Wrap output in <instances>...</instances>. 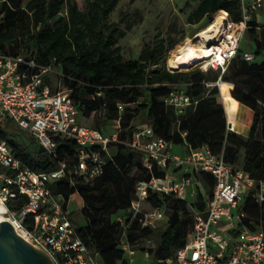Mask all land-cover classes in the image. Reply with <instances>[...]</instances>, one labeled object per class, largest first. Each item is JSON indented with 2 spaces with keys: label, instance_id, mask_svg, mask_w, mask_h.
<instances>
[{
  "label": "trees",
  "instance_id": "trees-1",
  "mask_svg": "<svg viewBox=\"0 0 264 264\" xmlns=\"http://www.w3.org/2000/svg\"><path fill=\"white\" fill-rule=\"evenodd\" d=\"M119 1L0 0V53L27 55L26 58H35L43 65L53 63L64 76L62 84L71 93L78 120L99 113L104 125L118 120L120 132L121 128L127 129L130 138L135 132L130 122L139 119L142 130L150 127L154 136L174 146L192 149L205 146L212 155L221 156L234 168H239L243 151L241 169L258 186L264 184V37L258 40L256 21L252 18L245 32L254 43L251 50L254 58L261 60L245 61L238 48L236 57L224 72L198 68L172 71L166 68L165 56L180 40L170 33L164 39L145 45L136 59H123L118 42L131 29V24L126 21L128 13L125 12L119 14L118 22L110 20ZM196 1L186 18L188 25H197L203 20L212 24L219 11L226 12L234 23L242 21L240 4L235 0ZM124 22L127 24L121 27ZM180 33L183 35V30ZM219 80L222 83L218 87ZM176 91H182L192 100L184 114L178 115L175 108L164 103V99ZM224 97L232 99L237 111L241 110V105L252 111L246 138L227 128ZM93 129L106 133L102 126ZM120 132L115 153L104 154L101 176L89 182L76 179L73 184L67 180L50 184L54 195H62L66 200L74 194L81 198L80 212L85 225H74L90 251L98 254L100 264L126 263L117 246L123 229L118 217L122 218L123 226L128 227L127 235L132 244L152 234L153 231L143 228L138 220H131L129 209L135 184L164 174L157 168L148 172L138 162L143 153L128 147L126 134ZM0 141L9 144L25 167L38 173L56 170L61 163L72 165L75 159L76 145L72 139L59 140L57 156L53 157L9 120H0ZM132 169L140 174L139 178L129 176ZM196 180L206 186L207 197L197 193L190 202L150 194L147 199L152 208L171 203L167 227L152 252L155 264L170 258L176 249L184 246L193 226L194 215L190 217L189 210L196 214L206 208L214 186L213 178L199 172ZM28 199L21 196L13 204V210L22 208ZM245 210L248 219L244 223L250 229L258 222L264 223V205L259 207L247 200Z\"/></svg>",
  "mask_w": 264,
  "mask_h": 264
},
{
  "label": "built area",
  "instance_id": "built-area-1",
  "mask_svg": "<svg viewBox=\"0 0 264 264\" xmlns=\"http://www.w3.org/2000/svg\"><path fill=\"white\" fill-rule=\"evenodd\" d=\"M235 1L240 4L242 21L234 23L226 12L219 11L225 19L215 33L217 42L209 50L219 49L222 61L211 59L193 65L201 71L224 72L236 57L252 16L264 18V0ZM242 58L251 62L254 54L244 52ZM51 77L56 79L54 91L49 84ZM63 79L53 63L43 65L32 57L0 53V120L11 121L53 157L57 156L59 140L72 139L76 145L72 165L61 163L56 170L38 173L25 167L9 144L0 141V205L4 207L2 215L15 231L45 252L54 264H100L98 254L82 241L71 220L73 195L68 200L54 195L50 184L63 180L73 184L76 179L89 182L101 176L104 154L109 155V148L117 143L120 123L114 121L110 134L82 126L70 91L62 88ZM191 102L182 91L172 92L164 99L166 106L178 112ZM126 145L143 153L142 165L148 172L157 168L164 173L136 185L129 214L143 228L153 231L160 222L168 221L164 207L144 208L150 194L184 200L197 183V173L208 174L214 181L205 210L193 216L184 246L157 264H264V223L254 224V229L244 223L248 219L247 200L259 207L264 205V184L258 186L241 168L212 155L205 146H185L182 154L174 153V145L154 136L150 127L134 132ZM21 196L29 199L14 211L13 204ZM117 221L123 227L117 246L125 257L131 258L135 251L127 235L128 227L123 226L122 218Z\"/></svg>",
  "mask_w": 264,
  "mask_h": 264
},
{
  "label": "rangeland",
  "instance_id": "rangeland-1",
  "mask_svg": "<svg viewBox=\"0 0 264 264\" xmlns=\"http://www.w3.org/2000/svg\"><path fill=\"white\" fill-rule=\"evenodd\" d=\"M196 0H120L116 6V9L111 13L110 20L112 22H118L119 14L121 12L128 13L126 21L131 24V29L126 32L125 37L119 40L118 45L121 48V55L124 60H133L136 59L141 52V50L147 44L153 43L156 39H164L170 33L176 39H179V43L165 56L166 68L168 67V60L172 57V54L177 50L183 47V44L188 39L193 44L197 45V39L195 38L198 32L207 28L208 24L206 20H203L197 25H188L186 24V18L191 11L192 8L196 5ZM186 3L189 5L186 6ZM222 15L221 13H217L214 16V21H216ZM213 21V22H214ZM126 22V24H127ZM125 22L121 24V27H124ZM259 27L257 31L258 40H261L262 31H264V18L259 19V22H256ZM183 30V35H181V31ZM212 45V44H211ZM210 45V46H211ZM253 41L248 36L247 32H244L243 39L239 44V48L241 49V53L251 52L253 48ZM209 46V47H210ZM23 57H27V55L21 54ZM261 60L260 58L255 57L253 61ZM161 66V63L158 64ZM58 69V68H57ZM191 69H196L194 66H190L187 68L180 69L178 71H187ZM170 70V69H169ZM51 90H55L56 79L55 77H51L49 80ZM62 88L66 89L65 86ZM232 102L230 98L224 99V105L227 109H229V104ZM231 111L228 110L229 116L231 115ZM247 113L249 114V110L247 108L241 109L237 111V116L233 118V121L238 122V131H242V126L244 127V132L246 135L249 133V126H247V120L249 119V115L247 117ZM80 123L89 128H93L94 126H102L104 131L107 134H110L114 131L113 125L114 122L103 124V119L99 113L92 115L89 119L80 118ZM245 125V126H244ZM130 126L135 129V132L142 130L143 125L140 123L139 119H136L133 122H130ZM126 134L125 140H129V133L127 129H122L120 134ZM115 153V144H112L109 148V154L113 155ZM142 159H138L139 163H142ZM242 154L240 153V160L238 162L237 167H242ZM131 178H139L140 174L136 171V169H132L129 173ZM137 183L134 186V191ZM197 193L201 194L204 197H207L208 190L206 186L201 181H198L192 190L188 191L185 199L187 201H193L196 197ZM77 200V201H76ZM82 200L80 197H73L70 205V209L74 208L71 212V220L74 224H78L79 226L85 225V219L83 218L80 209L82 207ZM150 205L146 202L144 204V208H149ZM170 207L171 203L166 202L164 204L166 215H170ZM190 217L193 216L195 212L189 210ZM167 222L162 221L158 224V227L153 230L152 234L138 239L134 245L133 250L135 254L130 258H126V263L124 264H155L153 259V251L159 244V237L161 233L166 229Z\"/></svg>",
  "mask_w": 264,
  "mask_h": 264
},
{
  "label": "bare ground",
  "instance_id": "bare-ground-1",
  "mask_svg": "<svg viewBox=\"0 0 264 264\" xmlns=\"http://www.w3.org/2000/svg\"><path fill=\"white\" fill-rule=\"evenodd\" d=\"M225 17L219 15L218 19L214 21L207 28L201 30L196 35L197 45L193 44L190 40H186L183 44V47L177 50L172 54V57L168 60V67L172 71H178L183 68L193 66L199 62H205L209 60L222 61L221 56L219 55V49L209 50V46L217 42L216 40V31L220 28ZM213 55V56H212ZM206 66H203L205 69ZM219 82V86L221 85ZM4 207L0 205V222L8 221L3 215L2 212Z\"/></svg>",
  "mask_w": 264,
  "mask_h": 264
},
{
  "label": "water",
  "instance_id": "water-1",
  "mask_svg": "<svg viewBox=\"0 0 264 264\" xmlns=\"http://www.w3.org/2000/svg\"><path fill=\"white\" fill-rule=\"evenodd\" d=\"M220 80L216 83L219 87ZM231 129L232 124L227 123ZM0 264H54L49 256L25 241L8 221L0 222Z\"/></svg>",
  "mask_w": 264,
  "mask_h": 264
},
{
  "label": "crops",
  "instance_id": "crops-1",
  "mask_svg": "<svg viewBox=\"0 0 264 264\" xmlns=\"http://www.w3.org/2000/svg\"><path fill=\"white\" fill-rule=\"evenodd\" d=\"M252 18H253L256 22H259V19H261V17H260L259 15H254V16H252ZM229 84H230V83H229ZM225 98H229V97H224V98L222 99V100H223V104H224V99H225ZM230 99H231V98H230ZM231 100H232V99H231ZM187 107H188V106L182 108V109H181V112H178V111H177V114H178V115H179V114H184V111H185V109H186ZM224 108H225V111H226L227 123L230 122V123L232 124V128L229 129V130H231V131H233V132L239 134L240 136L246 138L248 135H246V132L243 131V130H244V127L242 126V128H243L242 131H238V128H237V126H238V122H237V120H236V121H233V118L237 116V110H236V107H235L233 101L229 104V109H227V108L225 107V105H224ZM244 108H246V107L241 105V109H244ZM247 109L249 110V114L247 113V117H248V115H249V119L247 120V126H248V124H250V122H251V120H252V115H253V113H252V111H251L249 108H247ZM228 110H230V111L232 112L230 116H229V114H228ZM235 122H236V124H235ZM244 126H245V125H244ZM249 128H250V126H249ZM184 150H185V146H174V148H173V152L176 153V154H182ZM241 154H242V161H243L244 152L241 151ZM73 197H78V196H77L76 194L73 195V196L71 197V201H72ZM76 201H77V200H76ZM70 205H71V203H70ZM82 205H83V204H82ZM81 208H82V207H81ZM73 209H74V208H72V210H73Z\"/></svg>",
  "mask_w": 264,
  "mask_h": 264
}]
</instances>
